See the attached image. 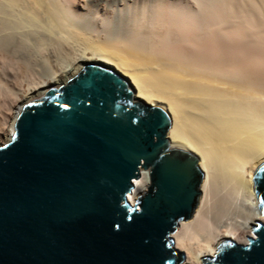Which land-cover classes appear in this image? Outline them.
Listing matches in <instances>:
<instances>
[{
    "label": "bare ground",
    "instance_id": "obj_1",
    "mask_svg": "<svg viewBox=\"0 0 264 264\" xmlns=\"http://www.w3.org/2000/svg\"><path fill=\"white\" fill-rule=\"evenodd\" d=\"M119 76L160 108L171 144L195 159L190 216L170 233L188 264L264 222L254 175L264 161V0H0V143L23 104L82 65ZM83 65V66H84ZM129 202L150 183L140 168Z\"/></svg>",
    "mask_w": 264,
    "mask_h": 264
},
{
    "label": "water",
    "instance_id": "obj_2",
    "mask_svg": "<svg viewBox=\"0 0 264 264\" xmlns=\"http://www.w3.org/2000/svg\"><path fill=\"white\" fill-rule=\"evenodd\" d=\"M139 167L150 183L131 203ZM199 173L160 108L86 64L27 101L0 146V264H178L170 233L190 216ZM254 182L264 214V161ZM254 233L204 264H264V222Z\"/></svg>",
    "mask_w": 264,
    "mask_h": 264
},
{
    "label": "rangeland",
    "instance_id": "obj_3",
    "mask_svg": "<svg viewBox=\"0 0 264 264\" xmlns=\"http://www.w3.org/2000/svg\"><path fill=\"white\" fill-rule=\"evenodd\" d=\"M83 65H84V64H83ZM83 65L81 66V68L79 69V71L85 66V65H84V66H83ZM79 71H78V72H79ZM78 72H77V73H78ZM77 73H76V74H77ZM76 74H74V75H76ZM74 75H73V76H74ZM73 76H72V77H73ZM72 77H71V78H72ZM71 78H70V79H71ZM32 98H34V97L29 98L27 101H29V100L32 99ZM27 101H26V102H27ZM26 102H25V103H26ZM25 103L23 104V106L25 105ZM23 106H22V107H23ZM5 143H6V142H5ZM5 143H0V146L4 145ZM200 177H201V173L198 174V184H199V182H200ZM134 179H138V177H137V178H134ZM148 186H149V185H148ZM145 192H147V188H146ZM145 192H143V194H144ZM128 194H129V193H128ZM143 194H141V195H143ZM197 196H198V195H197ZM138 197H139V196H138ZM138 197H137V198H138ZM137 198H136V199H137ZM136 199H135V200H136ZM135 200H134V201H135ZM196 201H197V200H196ZM133 203H134V202H133ZM262 215L264 216V214H262ZM257 223H258V222H257ZM255 224H256V223H255ZM255 224H252V232H253V234H255V233H254ZM171 240H172V239H171ZM227 241H230V240H225V241H223V242L218 246V248H219L223 243H225V242H227ZM172 243H173V242H172ZM218 248H217V249H218ZM180 252L182 253V257H181V260L178 262V264H188V263L185 262L183 252L179 250V253H180ZM210 258H211V257H206V258L203 260V264L205 263V261H208Z\"/></svg>",
    "mask_w": 264,
    "mask_h": 264
},
{
    "label": "trees",
    "instance_id": "obj_4",
    "mask_svg": "<svg viewBox=\"0 0 264 264\" xmlns=\"http://www.w3.org/2000/svg\"><path fill=\"white\" fill-rule=\"evenodd\" d=\"M263 212H264V209H263ZM175 257L177 258L176 263H178L181 260L182 255L179 252H175Z\"/></svg>",
    "mask_w": 264,
    "mask_h": 264
}]
</instances>
